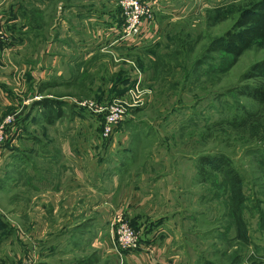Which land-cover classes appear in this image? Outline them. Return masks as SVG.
<instances>
[{
    "label": "rangeland",
    "instance_id": "1",
    "mask_svg": "<svg viewBox=\"0 0 264 264\" xmlns=\"http://www.w3.org/2000/svg\"><path fill=\"white\" fill-rule=\"evenodd\" d=\"M258 1L142 0L150 6L152 18L147 24L149 31L139 38L145 34L149 37L133 45L117 41L118 34L121 32L123 36L124 31L120 0H58L43 10V15L33 5L20 6L12 14L18 16L21 12L24 18L21 23L0 25L2 50L18 46L23 35L27 38L41 34L42 43L48 40L52 25L48 19L52 17L64 18L62 35L73 34L72 38L62 37L59 44L62 47L68 44L76 50L88 48L94 53L110 51L112 44L116 46L111 50L120 56L118 61L92 59L89 77L63 91L71 93L74 106L70 107L90 114L101 143L111 142L118 134L115 140L121 144L120 130L131 129V143L137 147L136 160L140 167L144 163L142 170L155 177L164 176L152 214L157 220L148 229L141 230L132 217L114 218L126 220L138 233L142 248L151 242L150 251L167 264H264V139H261L264 97L258 100L249 93L259 86L264 90V74L252 69L264 61V41L245 50L219 81L216 80L219 53L217 50L206 53L212 40L229 30L241 11ZM204 55L202 64L197 63ZM154 63L161 66L156 74L152 69ZM115 64L124 65L125 71L110 72ZM103 66L109 71L105 72ZM105 78L113 82L112 90L104 88ZM120 80L122 86H117ZM241 85L250 88H244L246 93L228 92ZM116 97L122 99L126 112L112 134L103 137V109ZM81 116L74 118L76 131L85 128L80 124ZM248 119L251 120L244 126ZM65 121L66 126L70 124ZM259 123V135L252 137L248 127ZM7 141L6 137L3 145ZM202 156L215 159L202 166L199 163ZM228 168L242 180L245 197L242 214L249 243L235 239L229 209L230 174L225 175ZM33 220L28 216L7 218L0 213V223L6 225L0 229V264H36L41 255L42 236L33 232ZM160 226L156 235L148 237ZM94 241L95 247L98 244L97 251L107 256L113 254L118 262L125 253L142 250L115 247L110 223L101 242Z\"/></svg>",
    "mask_w": 264,
    "mask_h": 264
},
{
    "label": "crops",
    "instance_id": "2",
    "mask_svg": "<svg viewBox=\"0 0 264 264\" xmlns=\"http://www.w3.org/2000/svg\"><path fill=\"white\" fill-rule=\"evenodd\" d=\"M55 2L58 0H0V25L21 23V12L12 14L20 6L33 5L43 15ZM48 20L52 25L45 43L40 41L41 34L23 35L18 46L0 50V122L6 117L13 119L7 128L8 143L0 147V202H4L0 213L13 219L34 218L33 232L42 236L36 264H167L150 251L151 242L139 252L125 253L119 262L113 254L96 250L94 240L101 242L110 220L118 215L132 217L141 230L157 220L152 214L164 176L142 170L144 163L140 167L136 160L131 129L120 130L124 133H120L121 144L115 140L118 134L111 142L101 143L90 114L70 107L74 105L69 88L89 77L92 59L118 61L120 56L111 50L116 46L94 53L68 44L62 47V37L72 38L73 34L62 35L64 18ZM120 34L117 41L126 45L149 37L121 34L120 38ZM107 66H103L105 72ZM123 66L115 64L110 72H124ZM104 80L106 91L112 90L113 82ZM118 85L122 86V80ZM80 115L85 128L76 131L73 122ZM65 120L70 124L66 126ZM160 229L154 228L148 237Z\"/></svg>",
    "mask_w": 264,
    "mask_h": 264
},
{
    "label": "trees",
    "instance_id": "3",
    "mask_svg": "<svg viewBox=\"0 0 264 264\" xmlns=\"http://www.w3.org/2000/svg\"><path fill=\"white\" fill-rule=\"evenodd\" d=\"M258 41H264V0H260L251 8L241 11L232 27L223 35L215 37L212 40L210 44L211 46L207 49L206 53L213 50H217L219 53V56L216 59L218 63V68L216 69V80H221L222 73L232 67L236 63L237 59L241 56V54L245 50H247L253 43ZM205 58L206 57L204 55L203 58L200 59L197 63L202 64ZM157 59L155 61H157ZM160 67L161 66H159V64L157 66L154 63L152 67L153 73L156 74ZM252 69L253 71L258 72V74H264V61L256 63L252 67ZM212 71H207V73L211 74ZM248 75L249 74H246V76ZM244 88L250 87L248 85H241L237 89H229L228 92L231 93L238 91L240 93H246L244 92ZM249 93L256 96L258 100L260 99V97H264V90H262L260 86L257 89L254 88L253 91ZM262 103L264 104V101H262ZM250 120L248 119L244 121V126ZM259 128L260 123L258 125H250L248 127V130H250V135L252 137L258 136ZM261 139H264V136H262ZM214 159L207 156H202L199 160V163H201V165L203 166L205 164H210ZM229 174V209L233 218L232 226H234L235 228V239L243 243H249L250 237L248 234V228L242 214L243 205L245 202L242 180L241 177L232 168H228L225 171L226 177H228ZM5 226L6 225L4 223H0V229H3Z\"/></svg>",
    "mask_w": 264,
    "mask_h": 264
},
{
    "label": "built area",
    "instance_id": "4",
    "mask_svg": "<svg viewBox=\"0 0 264 264\" xmlns=\"http://www.w3.org/2000/svg\"><path fill=\"white\" fill-rule=\"evenodd\" d=\"M120 5L123 12L124 31L123 37L138 38L149 31L147 28L148 22L152 18V11L149 5L144 4L142 0H120ZM3 33L0 30V50ZM138 82L135 86H138ZM134 93V91L132 90ZM131 92V93H132ZM136 98L138 96H135ZM122 99H114L113 102L105 110L104 124L102 128V136L109 137L116 125L123 119L126 112V107L121 102ZM82 105H85L83 103ZM13 121L11 117H6L0 124V147L4 144V140L9 139L7 131L8 125ZM113 240L115 247L118 249L136 251L142 248V243L139 240L138 233L129 225V223L121 217L114 218L110 222Z\"/></svg>",
    "mask_w": 264,
    "mask_h": 264
}]
</instances>
